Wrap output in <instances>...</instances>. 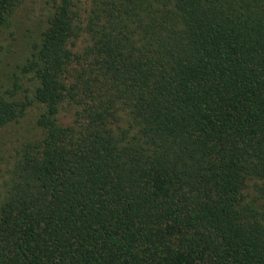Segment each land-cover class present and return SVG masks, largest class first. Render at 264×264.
Instances as JSON below:
<instances>
[{
    "label": "trees",
    "instance_id": "trees-1",
    "mask_svg": "<svg viewBox=\"0 0 264 264\" xmlns=\"http://www.w3.org/2000/svg\"><path fill=\"white\" fill-rule=\"evenodd\" d=\"M0 0V264H264V0ZM63 111L71 115L61 123Z\"/></svg>",
    "mask_w": 264,
    "mask_h": 264
},
{
    "label": "rangeland",
    "instance_id": "rangeland-1",
    "mask_svg": "<svg viewBox=\"0 0 264 264\" xmlns=\"http://www.w3.org/2000/svg\"><path fill=\"white\" fill-rule=\"evenodd\" d=\"M51 0H26L21 4L13 16L12 31H15V49L21 53L32 44V39L37 32L46 26V20L51 12ZM41 112V107L32 104L17 122L0 128V170L5 168L14 149L26 140H33L41 135L36 121ZM61 123H68L71 115L63 111L59 116Z\"/></svg>",
    "mask_w": 264,
    "mask_h": 264
}]
</instances>
